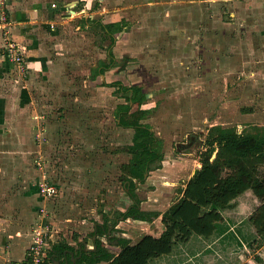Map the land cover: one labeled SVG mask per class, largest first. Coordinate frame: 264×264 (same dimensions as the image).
<instances>
[{
    "label": "rangeland",
    "instance_id": "obj_1",
    "mask_svg": "<svg viewBox=\"0 0 264 264\" xmlns=\"http://www.w3.org/2000/svg\"><path fill=\"white\" fill-rule=\"evenodd\" d=\"M245 1L38 0L36 20L24 32L12 17L20 7L0 0V63L12 68L0 86V101L8 100L0 108V181L13 168L21 181L49 176L57 208L39 212L55 222L66 214L75 223L86 218L88 248L96 236L115 253V239H136L141 227L160 223L168 203L162 192L201 164L210 127L243 132L264 125V27L245 28ZM110 23L123 26L113 41L103 27ZM31 32L42 34L50 70L31 72ZM102 63H111L103 73ZM117 82L143 94L142 121L163 141L164 159L131 189L141 203L137 212L121 169L132 157L134 131L120 126L116 113L129 93L118 92ZM158 168L168 173L152 179ZM99 223L107 234L94 235ZM242 252L248 257L241 262L263 264L264 241Z\"/></svg>",
    "mask_w": 264,
    "mask_h": 264
},
{
    "label": "trees",
    "instance_id": "obj_2",
    "mask_svg": "<svg viewBox=\"0 0 264 264\" xmlns=\"http://www.w3.org/2000/svg\"><path fill=\"white\" fill-rule=\"evenodd\" d=\"M106 34L115 39L122 31L121 23L103 25ZM112 56V60H113ZM102 73L111 66L102 63ZM118 92H128L131 105L118 107V124L134 131L129 152L132 157L121 166L122 180L128 183L129 195L135 200L133 212L139 210L140 200L131 189L135 180L144 181L145 174L155 163L164 159L163 141L142 120L146 113L141 109L143 94L134 88L114 84ZM201 167L180 189L181 197L162 216L164 231L159 237L145 234L137 242L118 239L121 250L114 254L102 246L99 239L95 248L74 251L68 245L56 244L48 250L52 264L55 252L74 251L75 261L69 264H152L155 259L177 253L194 237L210 240L221 235L225 219L231 221L237 251L251 250L264 241V125L239 132L235 127L214 125L208 129ZM227 226H230L227 223ZM107 224H97V233L107 234ZM180 245V246H178ZM178 246L177 251L175 248ZM238 252V253H239ZM261 261L264 264V255ZM48 262V261H47ZM260 263V259H257ZM224 263V262H223Z\"/></svg>",
    "mask_w": 264,
    "mask_h": 264
},
{
    "label": "crops",
    "instance_id": "obj_3",
    "mask_svg": "<svg viewBox=\"0 0 264 264\" xmlns=\"http://www.w3.org/2000/svg\"><path fill=\"white\" fill-rule=\"evenodd\" d=\"M245 2H243V6L245 7H243V11H245L247 14L246 16L244 15L243 19L245 28L248 27L249 30V28L255 26L261 31L264 27V0H246ZM15 4H17L20 8H17V11L14 14L12 13V17L15 20L14 22L17 24L21 22L23 31L27 32L29 30L26 27L27 23L35 22V17L37 16V13L35 12L36 10H40V3H38V0H31L30 2H28V0H14V5H12L14 8ZM22 9H25L29 13V16L24 17L23 13L21 12L23 11ZM39 34L40 33L36 34L31 32L28 36L26 35L27 44L30 48V55L32 57L29 58V66L31 68V72L33 73L42 72L44 67H46L47 70H50L52 67V63L47 62V60H45L43 57L42 47L39 43V39L42 37V34ZM247 47L249 49H245L247 50L249 56H252L254 51L249 45ZM259 54L264 57L263 52L260 51ZM10 69L12 68L9 65L7 66L6 63H4V65L3 63H0V86L3 85L2 81L4 79V74L7 72L10 73ZM5 100L0 101V108L7 106L8 100L7 98ZM2 119L3 121L8 120L6 115ZM171 160H173V163L180 162V158ZM200 167L201 164L198 163V165L191 170L190 175L185 180H182L179 183H175V181L172 182L173 186L167 187L166 190L162 192L166 196L165 200L168 202L167 205L164 206L162 213L181 197L182 194L179 190L185 187L186 182L194 174L195 170ZM161 171L164 172L161 174ZM7 172L11 175H2L3 178L0 181V264H5L10 260H25L27 250L33 239V228L35 221H38L37 224L41 223L43 225L53 227L52 237L49 240V246L51 248L56 244L68 245L70 248H73L74 251L79 249H84L87 251L95 248L96 236L93 237V247L88 248V246L86 247L84 245V243L87 244L85 242V237L87 234L85 227L89 223L86 218L75 223V220H73L74 218L67 214L65 220L57 219L56 222L53 217L48 219L42 216V214L39 212L40 207L45 206L48 207L49 210H53L57 208L58 199L54 201L57 198V195H55L53 198H45L38 193L37 188L41 178H39L36 182L27 181L26 179L21 181L20 177L17 178L14 175V168L13 170L9 169ZM164 173H168L167 170L165 171L161 168H158L157 172H154L152 179H154L155 176L159 177L156 179L163 178L165 175ZM39 174L43 175L42 173ZM46 178L48 181L50 180L49 176H46ZM173 187H178L176 188L175 193L174 189H171ZM168 193H170L169 197L167 196ZM161 219L160 223H157V221L151 222L153 227L145 229L141 227L142 230L138 236L136 235V239H133L134 236L131 238L129 234L127 235V233L125 237H129L128 239L132 243L137 242L145 234L152 235L153 237H159L164 231V226L161 222ZM227 223L230 226H227ZM221 228V235H217L210 240L194 237L187 243L186 246H184V248L180 246L177 253L173 252V254L169 256L158 258L154 260L152 264H246V262L251 261L252 259H246V261L242 262L239 260L240 257L242 259V256H248L244 255V252L242 251H237L238 248L235 246L236 240L232 232L233 226L231 225V221L229 219H225L224 226ZM94 235H97V224L95 225ZM111 244L118 251L116 250L117 252L114 253L110 247L107 249L114 254H118L121 250V247L118 245V239H115V241L111 242ZM51 248H49V250ZM74 251L66 249L63 252H55L53 255L54 259L52 264H54V261L56 260H58L61 264H69V260L75 261ZM238 252H242V254H239ZM50 259L51 256L48 255V262L45 264H49ZM103 264H107V262H104Z\"/></svg>",
    "mask_w": 264,
    "mask_h": 264
},
{
    "label": "built area",
    "instance_id": "obj_4",
    "mask_svg": "<svg viewBox=\"0 0 264 264\" xmlns=\"http://www.w3.org/2000/svg\"><path fill=\"white\" fill-rule=\"evenodd\" d=\"M12 48L11 51H14ZM38 172H45L43 161L38 162ZM39 194L45 198H53L57 194V187L46 177L40 180L38 184ZM45 207H40L39 211H44ZM48 225L39 223L33 232L32 242L27 250L26 258L23 261H7L5 264H45L48 260L49 240L52 237V232L48 231Z\"/></svg>",
    "mask_w": 264,
    "mask_h": 264
},
{
    "label": "water",
    "instance_id": "obj_5",
    "mask_svg": "<svg viewBox=\"0 0 264 264\" xmlns=\"http://www.w3.org/2000/svg\"><path fill=\"white\" fill-rule=\"evenodd\" d=\"M147 176V173L145 174V177ZM137 181H140V180H137ZM136 185H137V182H135ZM54 264H61L58 260L54 261Z\"/></svg>",
    "mask_w": 264,
    "mask_h": 264
}]
</instances>
